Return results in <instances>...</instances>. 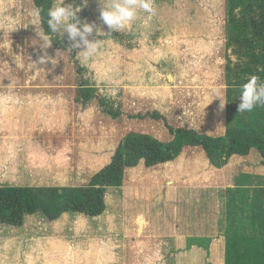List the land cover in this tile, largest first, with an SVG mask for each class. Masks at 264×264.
<instances>
[{
  "label": "rangeland",
  "instance_id": "374dc122",
  "mask_svg": "<svg viewBox=\"0 0 264 264\" xmlns=\"http://www.w3.org/2000/svg\"><path fill=\"white\" fill-rule=\"evenodd\" d=\"M100 7L88 0L77 13L101 28L89 37L101 39L99 54L83 61L57 34L46 52L58 63L38 65L44 71L31 63L43 54L34 0H0V186L87 185L127 135L172 141L167 124L211 137L264 132V106L238 113L240 86L253 75L264 82V0H155L151 19L141 14L111 33ZM217 85L226 88L223 111L210 95ZM85 88L95 90L89 102ZM262 162L253 151L214 165L189 147L174 162L140 164L110 191L100 217L0 224V264H176L175 238L227 226L242 264H264ZM226 184L234 191L208 189Z\"/></svg>",
  "mask_w": 264,
  "mask_h": 264
},
{
  "label": "trees",
  "instance_id": "16d2710c",
  "mask_svg": "<svg viewBox=\"0 0 264 264\" xmlns=\"http://www.w3.org/2000/svg\"><path fill=\"white\" fill-rule=\"evenodd\" d=\"M41 26L48 29V10L54 0H34ZM84 102L95 96V90H81ZM112 113V112H110ZM117 118L119 114H114ZM143 118L142 116H140ZM167 127L173 140L160 141L150 135L131 133L118 144L110 163L97 172L87 185H4L0 186V224L22 227L30 217L42 216L55 223L68 215L96 218L107 211L111 190L124 185L127 171L144 164L153 168L180 157L185 148H201L216 165V158L227 165L234 156L248 157L257 151L264 166V132L229 128L222 137L202 135L183 128Z\"/></svg>",
  "mask_w": 264,
  "mask_h": 264
},
{
  "label": "clouds",
  "instance_id": "9594fccd",
  "mask_svg": "<svg viewBox=\"0 0 264 264\" xmlns=\"http://www.w3.org/2000/svg\"><path fill=\"white\" fill-rule=\"evenodd\" d=\"M97 2L101 5L99 20L107 26L108 33L128 29L134 21L140 18L141 14H146V17L151 19L157 11L155 0H97ZM87 3L88 0H84L83 5L73 6L72 4L65 5L62 0L61 3L48 10L47 24L50 32L35 27L43 54L39 56L38 60L31 61L33 70H44L38 65H45L48 62H51L53 67L58 63L46 52V49L52 46L53 38L57 34L60 37L67 34L68 40L72 42L67 52L71 53L72 49H81L77 55H81L83 61H89L99 54L102 46L101 39H89V37L94 32L100 36L101 28L97 27L95 23L82 22L77 16L81 7L87 6ZM36 14H39V10H36ZM210 95L213 100L219 99V110L223 111L227 104L226 88L217 85L210 89ZM239 99L241 102L238 105V113L251 112L257 106H264V82H261L255 75L248 78L240 86Z\"/></svg>",
  "mask_w": 264,
  "mask_h": 264
},
{
  "label": "crops",
  "instance_id": "0c3cea01",
  "mask_svg": "<svg viewBox=\"0 0 264 264\" xmlns=\"http://www.w3.org/2000/svg\"><path fill=\"white\" fill-rule=\"evenodd\" d=\"M243 158L246 157L234 156L232 159ZM208 189L216 192L226 190L229 192L230 189H232V192L234 191L233 185L227 184L225 186L211 185ZM240 221L241 219L236 218L234 224L240 223ZM228 228L229 226H227V229L225 227V231L219 234H184L175 238L176 264H242L241 252L237 250L238 241L236 239L238 237L229 234ZM257 258L258 255L256 260L253 259L254 262H259Z\"/></svg>",
  "mask_w": 264,
  "mask_h": 264
}]
</instances>
